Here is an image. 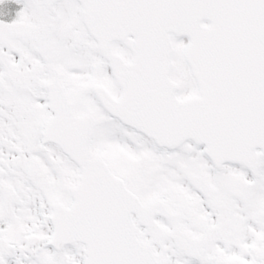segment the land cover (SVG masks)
I'll return each instance as SVG.
<instances>
[{"label":"snow or ice","instance_id":"snow-or-ice-1","mask_svg":"<svg viewBox=\"0 0 264 264\" xmlns=\"http://www.w3.org/2000/svg\"><path fill=\"white\" fill-rule=\"evenodd\" d=\"M0 264H264V0H0Z\"/></svg>","mask_w":264,"mask_h":264}]
</instances>
